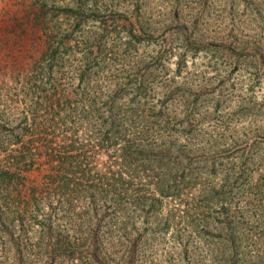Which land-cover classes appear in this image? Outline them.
Returning a JSON list of instances; mask_svg holds the SVG:
<instances>
[{
  "label": "rangeland",
  "instance_id": "1",
  "mask_svg": "<svg viewBox=\"0 0 264 264\" xmlns=\"http://www.w3.org/2000/svg\"><path fill=\"white\" fill-rule=\"evenodd\" d=\"M75 64L154 138L80 132L67 181L39 159L1 186L0 264H264V0H0L1 123Z\"/></svg>",
  "mask_w": 264,
  "mask_h": 264
},
{
  "label": "trees",
  "instance_id": "2",
  "mask_svg": "<svg viewBox=\"0 0 264 264\" xmlns=\"http://www.w3.org/2000/svg\"><path fill=\"white\" fill-rule=\"evenodd\" d=\"M72 70L74 77L69 86L47 93L40 101L41 108L24 107L11 127L0 122V134L4 135L0 141V187L4 185L8 193L21 171L39 159L51 166L46 178L66 180L68 147L78 144L80 132H89L94 145L107 147L122 143L138 148L133 151L137 154H143L142 147L154 138L149 131L150 119L140 109L136 93L127 97L132 92L127 89L128 83L102 91L85 81L81 65H73ZM4 129L7 131L2 133ZM104 191L103 197L112 192ZM91 197L95 200L94 192ZM63 201L65 197H61L60 202Z\"/></svg>",
  "mask_w": 264,
  "mask_h": 264
}]
</instances>
